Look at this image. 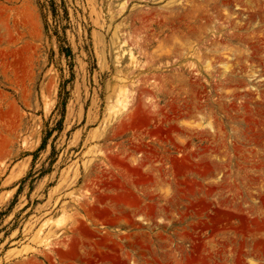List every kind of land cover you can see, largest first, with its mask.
Returning <instances> with one entry per match:
<instances>
[{"label": "rangeland", "instance_id": "1", "mask_svg": "<svg viewBox=\"0 0 264 264\" xmlns=\"http://www.w3.org/2000/svg\"><path fill=\"white\" fill-rule=\"evenodd\" d=\"M0 264H264V0H0Z\"/></svg>", "mask_w": 264, "mask_h": 264}]
</instances>
